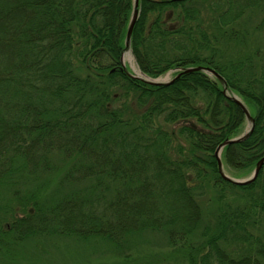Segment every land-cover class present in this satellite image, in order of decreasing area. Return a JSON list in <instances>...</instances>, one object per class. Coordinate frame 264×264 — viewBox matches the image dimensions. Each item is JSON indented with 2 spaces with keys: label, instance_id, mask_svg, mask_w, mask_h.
<instances>
[{
  "label": "trees",
  "instance_id": "1",
  "mask_svg": "<svg viewBox=\"0 0 264 264\" xmlns=\"http://www.w3.org/2000/svg\"><path fill=\"white\" fill-rule=\"evenodd\" d=\"M132 7L0 0V264L60 239L108 246L107 264H264V163L237 185L215 156L246 119L230 95L254 125L221 164L238 178L264 156V46L246 30L257 11L264 31V0H139L140 71L179 74L157 85L121 61Z\"/></svg>",
  "mask_w": 264,
  "mask_h": 264
},
{
  "label": "rangeland",
  "instance_id": "2",
  "mask_svg": "<svg viewBox=\"0 0 264 264\" xmlns=\"http://www.w3.org/2000/svg\"><path fill=\"white\" fill-rule=\"evenodd\" d=\"M261 15L257 11L248 13L246 15V21L248 20V18L249 21L247 23L248 28H246V30L248 31L250 38H247L249 40V43L258 42L262 44V46H264V31L261 30L260 32L259 29H257V22L261 19ZM122 62L131 75L138 78L141 77L143 79H155L164 84H169V81L174 78L177 72L176 69H171L160 76L154 78L148 77L140 71L136 59L131 53V50L125 52ZM242 102L246 109H248V112L254 113L253 106L249 102ZM249 127L250 120L245 119L237 135H242L246 130H248ZM222 170L224 174L235 180H245L249 178L254 171L252 170L249 174L245 173L236 178L238 172H234L227 165L223 164ZM152 238L153 239L151 240V242L156 239V237ZM53 241L54 244L48 243L47 241L38 242V244L35 242L29 243L25 248V252H27V255H30L31 263L35 261V264H107L108 261L114 260L113 256L107 253L110 252L108 246L105 248L101 244H85L81 242H75L74 240L70 239H60L57 241ZM39 245L43 246V251L38 250ZM24 261L23 263H25Z\"/></svg>",
  "mask_w": 264,
  "mask_h": 264
},
{
  "label": "water",
  "instance_id": "3",
  "mask_svg": "<svg viewBox=\"0 0 264 264\" xmlns=\"http://www.w3.org/2000/svg\"><path fill=\"white\" fill-rule=\"evenodd\" d=\"M138 14H139V0H133V7H132L130 21L128 23L126 34H125L124 50H123L122 55H121V61H123V56H124L125 52L130 51L129 46H130L131 34H132V30H133L134 24H135V22H136V20L138 18ZM192 71H203V72H206V73L214 76L218 80L222 81L221 77L214 70H212L210 68L193 67V68H186V69L183 70L184 73L192 72ZM131 76H133V75H131ZM178 76H179V74L174 76V78L172 80H170L169 82H172ZM133 77H135V76H133ZM136 78H138V77H136ZM141 79H143V78H141ZM143 80L148 82V83H150V84H156V85L157 84H164V83H162V82H160L158 80L151 79V78L143 79ZM230 99L232 101H234L243 110V112L245 113L246 119L250 120V127L242 135H240V136H238L236 138L226 139L224 142H222L216 148L215 156H216L217 161H218L219 172H220L221 176L224 179L231 181L233 184L245 185V184L251 183L252 181H254L256 179L257 174H258V172L260 170V167L264 163V156L262 158H260V160L257 162L256 167H255L252 175L249 178L245 179V180H235V179H232V178H230V177H228L227 175L224 174V172L222 170V164H221V161H220V152H221L222 148L225 145L236 143V142H240L243 139H245L250 134V132L252 131L253 125H254V119L250 116V114H249L248 110L246 109V107L244 106V104L234 95H230Z\"/></svg>",
  "mask_w": 264,
  "mask_h": 264
},
{
  "label": "flooded vegetation",
  "instance_id": "4",
  "mask_svg": "<svg viewBox=\"0 0 264 264\" xmlns=\"http://www.w3.org/2000/svg\"><path fill=\"white\" fill-rule=\"evenodd\" d=\"M255 169V168H254Z\"/></svg>",
  "mask_w": 264,
  "mask_h": 264
}]
</instances>
